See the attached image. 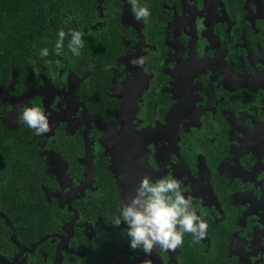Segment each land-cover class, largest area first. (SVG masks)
<instances>
[{"label": "flooded vegetation", "instance_id": "af4514ba", "mask_svg": "<svg viewBox=\"0 0 264 264\" xmlns=\"http://www.w3.org/2000/svg\"><path fill=\"white\" fill-rule=\"evenodd\" d=\"M63 2L51 29H82L79 57L62 49L50 69L40 58L26 90H0V123L31 134L57 230L20 250L8 228L16 250L0 264H264V0H139L144 22L126 0ZM22 104L48 113L43 137L14 122ZM145 175L182 182L206 213L203 238L127 248L111 215Z\"/></svg>", "mask_w": 264, "mask_h": 264}, {"label": "trees", "instance_id": "16d2710c", "mask_svg": "<svg viewBox=\"0 0 264 264\" xmlns=\"http://www.w3.org/2000/svg\"><path fill=\"white\" fill-rule=\"evenodd\" d=\"M66 2L69 5L71 0ZM62 4L63 0H0V90L12 83L11 89L26 90L27 82L31 85L42 65L35 49L47 47L46 58L55 57L56 32L64 24L51 29L54 24L47 12L62 8ZM64 31L66 45L70 36L67 29ZM29 45L33 51H27ZM63 50L69 52L66 46ZM35 148L29 132L8 130L0 123V214L10 220L17 241L25 247L57 230L40 190L47 178ZM15 250L8 227L0 220V257Z\"/></svg>", "mask_w": 264, "mask_h": 264}, {"label": "clouds", "instance_id": "9594fccd", "mask_svg": "<svg viewBox=\"0 0 264 264\" xmlns=\"http://www.w3.org/2000/svg\"><path fill=\"white\" fill-rule=\"evenodd\" d=\"M126 3L130 6L129 11L135 20H149L151 12L147 3H140L139 0H126ZM65 35L63 28L57 30L53 53L61 56L62 49L66 46L72 58L79 57L85 43V32L80 28H69L70 39L66 45ZM35 54L41 58L45 67L51 68L52 62L44 59L49 54L47 47L35 49ZM145 60L146 57L139 56L131 63L141 67ZM110 68V65H106V70ZM9 111L11 106L0 104V120ZM14 122L18 127H27L36 138L43 137L50 130L48 113L39 105L22 104L16 110ZM185 191L182 182L174 176L150 178L145 175L136 185L134 194L119 202L118 213L111 215L110 223L116 227L121 223L126 226V246L133 254L139 250L148 255L153 248L161 252L177 249L186 233L191 235L193 241L206 235L208 223L203 218L206 213L202 209L197 211L191 196H186ZM143 264L151 262L145 260Z\"/></svg>", "mask_w": 264, "mask_h": 264}, {"label": "water", "instance_id": "95a60500", "mask_svg": "<svg viewBox=\"0 0 264 264\" xmlns=\"http://www.w3.org/2000/svg\"><path fill=\"white\" fill-rule=\"evenodd\" d=\"M24 97H25V96H24ZM86 151H87V150H86ZM87 153H89V151H88ZM91 178H92V169L89 168V169H88L87 179H89V181H90ZM73 211H74V210H73ZM74 213H75V211H74ZM0 218H2V219L4 220L6 226H7L8 228L11 229V232H12V234H11V240H12V243H13L16 247H19L20 250H22V249L24 250V248H22V247L19 245V243L17 242L16 237H15V234H14V231H13V228H12V225L10 224L8 218H6L5 216H3L2 214H0ZM69 229L71 230V226H70V225H69ZM43 240H44V238H43V239H40L38 242L32 244L31 247L29 248V250H30V251L33 250V249H34L39 243H41Z\"/></svg>", "mask_w": 264, "mask_h": 264}]
</instances>
